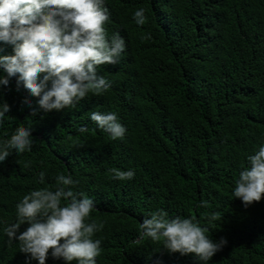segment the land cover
I'll return each instance as SVG.
<instances>
[{
  "label": "trees",
  "instance_id": "1",
  "mask_svg": "<svg viewBox=\"0 0 264 264\" xmlns=\"http://www.w3.org/2000/svg\"><path fill=\"white\" fill-rule=\"evenodd\" d=\"M106 6L109 35L119 32L126 43L117 63L98 67L110 83L106 91L49 112L16 89L15 77L3 93L10 111L0 139L25 126L34 142L31 151L0 162V221L14 222L16 203L45 186L37 183L40 171L46 185L63 172L95 201L90 218L103 222L95 234L102 239L97 264H203L193 253L138 239L140 221L157 208L202 223L206 213H217L209 234L228 243L208 264H264V196L245 206L231 195L247 155L264 144V0H106ZM138 8L145 9L143 25L133 19ZM11 52L9 45L0 54ZM25 99L30 106H22ZM91 111L116 112L125 136L112 139L97 128ZM110 168H133L135 176L112 179ZM2 227L0 264H25L26 254ZM46 264L65 262L49 256Z\"/></svg>",
  "mask_w": 264,
  "mask_h": 264
},
{
  "label": "clouds",
  "instance_id": "2",
  "mask_svg": "<svg viewBox=\"0 0 264 264\" xmlns=\"http://www.w3.org/2000/svg\"><path fill=\"white\" fill-rule=\"evenodd\" d=\"M144 13V8L133 13L137 25L145 23ZM109 18L106 0H0V53L4 46L12 49L11 54H0V123L10 111L3 93L10 90L13 77L16 89L22 87L38 98L36 103L44 112L75 108L89 93L106 91L110 83L98 74V67L117 63L126 48L119 32L109 35ZM22 106H30V101L25 99ZM89 118L112 139L125 136L126 127L116 112L91 111ZM79 131L86 129L81 126ZM33 142L31 128L18 127L10 137L0 139V162L13 152L31 151ZM246 161L233 181L231 195L248 206L264 196V144L247 155ZM108 172L118 180L135 176L133 168ZM45 175L43 170L37 174V183L45 186L30 190L16 203L15 221H0L2 232L26 254L25 264L33 260L46 264L49 256L65 264H97L102 239L95 234L103 229V222L90 218L95 201L75 190L79 181L70 174L58 172L54 185L45 184ZM207 203L200 201L201 206ZM216 218L215 211L206 213L202 223L196 217L170 216L157 208L140 221L137 236L169 252L193 253L208 264L228 243L224 237L213 240L209 234Z\"/></svg>",
  "mask_w": 264,
  "mask_h": 264
}]
</instances>
